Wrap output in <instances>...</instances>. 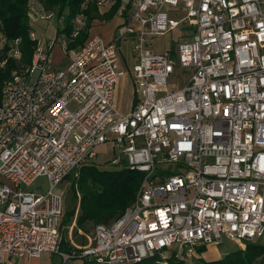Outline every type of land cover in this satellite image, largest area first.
I'll return each mask as SVG.
<instances>
[{
    "label": "built area",
    "instance_id": "built-area-1",
    "mask_svg": "<svg viewBox=\"0 0 264 264\" xmlns=\"http://www.w3.org/2000/svg\"><path fill=\"white\" fill-rule=\"evenodd\" d=\"M114 4L86 0L82 10L103 15ZM53 16L29 7L30 22ZM116 16L111 39L91 28L71 48L87 31L78 14L70 35L60 34L63 67L53 62L56 38L41 44L31 28L38 44L28 65L20 40L11 45L20 67L0 101V264L45 253L138 264L165 250L194 257L224 238L264 247V0H127ZM179 28L180 41L156 52L154 40ZM129 43L130 73L121 67ZM127 75L135 99L125 113L115 96ZM107 143L119 151L112 163L143 174L137 198L95 226L91 245L62 250L63 185ZM41 177L47 192L31 191Z\"/></svg>",
    "mask_w": 264,
    "mask_h": 264
},
{
    "label": "trees",
    "instance_id": "trees-1",
    "mask_svg": "<svg viewBox=\"0 0 264 264\" xmlns=\"http://www.w3.org/2000/svg\"><path fill=\"white\" fill-rule=\"evenodd\" d=\"M86 0H41L42 7L47 11H57L58 17L65 20V28L59 34L72 32V21L81 12H85L87 31L70 46L76 48L87 40L89 30L95 20L110 21L123 4V0H114L112 10L107 14H99L96 7L82 10ZM31 0H0V38H6L7 42L0 45V101L2 99L3 85L9 80L12 72L20 67V64L11 56L12 44L20 40L19 47L22 53V64L28 65L32 61L37 40L30 37L31 24L29 20V7ZM67 11L66 16L64 15ZM6 63L2 65L4 62ZM123 161V160H122ZM109 163V162H108ZM114 169H101L94 162L82 164L77 171L68 176L70 180V192L75 200H79L80 213L77 219V230L88 234L98 224H110L119 218L136 200L139 193L143 174L132 170L126 162ZM110 164L112 161H110ZM79 196V197H78ZM78 206L65 211L61 221V234L72 220ZM75 242V241H74ZM77 242H79L77 240ZM84 244V243H83ZM72 247L68 238L62 236L61 249ZM200 253L207 250V246L197 248ZM260 261V262H259ZM264 264V247L259 244H248L246 249H239L226 254V256L189 263L185 258L175 254H160L144 260L138 264ZM88 264V263H84Z\"/></svg>",
    "mask_w": 264,
    "mask_h": 264
},
{
    "label": "rangeland",
    "instance_id": "rangeland-1",
    "mask_svg": "<svg viewBox=\"0 0 264 264\" xmlns=\"http://www.w3.org/2000/svg\"><path fill=\"white\" fill-rule=\"evenodd\" d=\"M127 0H124V3H126ZM36 3V2H35ZM43 6V5H42ZM41 6V7H42ZM47 11V10H46ZM49 13H54V16L50 20H36L35 22H30L32 29L35 31L36 38L40 40V43L42 44L45 40H52L56 38V31L58 29L62 28L65 25V20H61L58 17V10L57 11H47ZM67 11H65L64 15L66 16ZM176 18H179L176 16ZM96 21V20H95ZM122 22V18L119 16L114 17L110 21L102 22L101 20H97L94 22L93 27L90 31V34H100L106 39H110L113 35L114 29ZM61 36V35H59ZM182 38V30L181 28L173 31L172 33L166 35L165 37H157L154 40V49L156 52H163L165 50H168L171 46L175 45L177 42L180 41ZM61 40L60 37L55 45L54 52H53V62H55L57 59L64 58V53L62 52L61 48ZM132 50V44H124L123 50L121 52V59L122 64L121 67L126 70V72L130 73L132 72L133 65L135 64V60L131 53ZM57 65V64H56ZM59 67H63L64 63L62 65H58ZM10 79V78H9ZM5 85V84H4ZM3 85V88H4ZM2 88V91H3ZM135 99L134 95V83L130 76H124L120 79L119 83L116 86V96H115V103L116 106L123 112H128L130 110V105ZM97 157L93 160L96 165H98L101 169H114L116 166H120L125 164V160H121L118 162L115 166V164H110V161L115 159L119 151L116 149L113 145V143H107L105 145H101L96 149ZM109 162V163H108ZM70 177V179H72ZM64 190L66 191V200H65V211L71 210L74 208V206H78L75 214L72 217L71 222L64 227L62 236L68 238L70 240L71 244L74 242L75 245H91L92 242H94V229L91 228L90 232L88 234L84 233L82 230H77V219L78 215L80 213L79 210V200H75L73 198L72 193L70 192V180L65 181L63 185ZM49 189V182L46 177L39 178L36 183L30 188L31 191L35 192H41L45 193ZM79 197V196H78ZM63 220V219H62ZM77 240L79 242H77ZM224 243L217 246H209L207 247V250L205 252L200 253L199 250L196 248V256L190 257V256H184L182 253L180 254V257L185 258L186 261L189 263L196 262L199 259L204 260H212L217 259L223 256H226V254L234 252L236 250L240 249L239 244L224 238ZM84 243V244H83ZM73 245V244H72ZM165 255H169L171 253L170 250H165L163 252ZM260 262V261H259ZM17 264H84L83 261H69L67 263H64L61 258H59L57 255L51 254V253H45L43 256L39 259H32V260H20L17 262Z\"/></svg>",
    "mask_w": 264,
    "mask_h": 264
},
{
    "label": "crops",
    "instance_id": "crops-1",
    "mask_svg": "<svg viewBox=\"0 0 264 264\" xmlns=\"http://www.w3.org/2000/svg\"><path fill=\"white\" fill-rule=\"evenodd\" d=\"M36 2V3H35ZM123 3H124V0H123ZM31 4H36V5H40L42 6V3H41V0H31ZM63 20V19H61ZM96 22V21H95ZM62 28L58 29V31H56V39H59L60 38V34H59V31L61 30ZM115 30V29H114ZM113 34H114V31H113ZM112 37V36H111ZM111 39V38H110ZM55 64L57 65H62L64 63V59H57L55 62Z\"/></svg>",
    "mask_w": 264,
    "mask_h": 264
}]
</instances>
